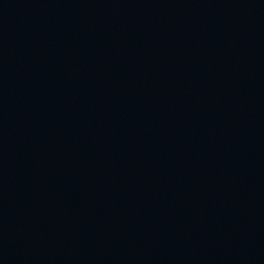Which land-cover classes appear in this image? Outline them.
<instances>
[{
	"label": "water",
	"instance_id": "1",
	"mask_svg": "<svg viewBox=\"0 0 264 264\" xmlns=\"http://www.w3.org/2000/svg\"><path fill=\"white\" fill-rule=\"evenodd\" d=\"M0 264H264V0H0Z\"/></svg>",
	"mask_w": 264,
	"mask_h": 264
}]
</instances>
